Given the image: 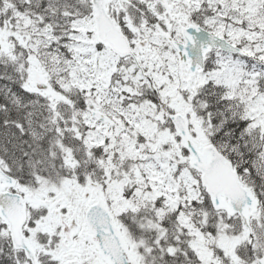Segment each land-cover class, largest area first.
I'll list each match as a JSON object with an SVG mask.
<instances>
[{
    "label": "snow or ice",
    "instance_id": "snow-or-ice-1",
    "mask_svg": "<svg viewBox=\"0 0 264 264\" xmlns=\"http://www.w3.org/2000/svg\"><path fill=\"white\" fill-rule=\"evenodd\" d=\"M0 264H264V0H0Z\"/></svg>",
    "mask_w": 264,
    "mask_h": 264
}]
</instances>
